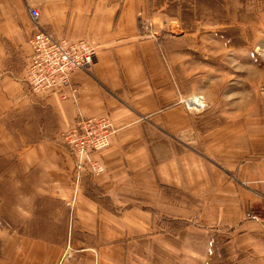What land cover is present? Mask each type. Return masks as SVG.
Here are the masks:
<instances>
[{"label": "crops", "instance_id": "obj_1", "mask_svg": "<svg viewBox=\"0 0 264 264\" xmlns=\"http://www.w3.org/2000/svg\"><path fill=\"white\" fill-rule=\"evenodd\" d=\"M151 3L0 0V114L36 102L52 124L48 136L16 158L19 181L0 187V264H54L72 247L86 264L88 256L103 257L105 241L118 246V257L146 259L168 238L155 232L174 223L231 230L246 219L264 220V190H238L233 183L249 178L257 164L234 161L230 127L202 125L161 73L154 40L140 35ZM28 6L38 8L53 35L86 38L97 47L90 72L75 70L67 86L30 96L21 79L32 53ZM78 117L107 119L112 134L96 155L104 171L85 173L74 191L73 154L63 137ZM98 226L107 230L98 233Z\"/></svg>", "mask_w": 264, "mask_h": 264}, {"label": "rangeland", "instance_id": "obj_2", "mask_svg": "<svg viewBox=\"0 0 264 264\" xmlns=\"http://www.w3.org/2000/svg\"><path fill=\"white\" fill-rule=\"evenodd\" d=\"M151 1L150 14L140 18V35L154 40L161 73L178 86L188 109L187 101L192 104L193 95L202 99L201 107L190 108L200 115L202 125L223 122L230 127L234 161L241 157L257 164L250 167L249 178H233L234 188L258 187L263 191L264 0ZM30 108L0 114V187L9 184L11 188L19 181L16 158L23 147L52 130L41 105L35 102ZM102 168L104 171L103 164ZM88 171L82 170L77 181L74 163V191ZM30 184L31 179H26L25 185ZM238 190L233 198L240 201ZM106 230L98 226V233ZM160 232L168 233V238L154 248L151 258L118 257L122 255L118 246L107 247L111 241H105L103 257L84 259L86 264H264V220L246 219L231 230L221 225L210 229L179 222L155 233ZM68 252L69 256L60 255L54 264L59 260L81 264L80 252L73 247Z\"/></svg>", "mask_w": 264, "mask_h": 264}, {"label": "built area", "instance_id": "obj_3", "mask_svg": "<svg viewBox=\"0 0 264 264\" xmlns=\"http://www.w3.org/2000/svg\"><path fill=\"white\" fill-rule=\"evenodd\" d=\"M27 12L33 25L29 39L32 53L25 58L21 79L32 92L56 91L69 84L73 71L90 72L97 57L95 45L86 38L57 37L41 25L37 7L28 6ZM111 134V123L96 118L78 117L66 131L63 143L73 154L77 181L85 168L89 174L102 172V162L96 155L108 145Z\"/></svg>", "mask_w": 264, "mask_h": 264}, {"label": "bare ground", "instance_id": "obj_4", "mask_svg": "<svg viewBox=\"0 0 264 264\" xmlns=\"http://www.w3.org/2000/svg\"><path fill=\"white\" fill-rule=\"evenodd\" d=\"M190 99H191V101L193 100L194 102L192 104H190L191 102L187 101V106L189 108H194L195 109L197 107H201L202 106L201 104L203 103V101H202V99L199 96H193Z\"/></svg>", "mask_w": 264, "mask_h": 264}]
</instances>
